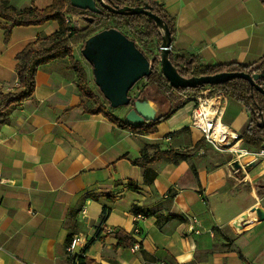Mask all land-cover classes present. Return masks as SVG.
Returning <instances> with one entry per match:
<instances>
[{"label":"crops","instance_id":"1","mask_svg":"<svg viewBox=\"0 0 264 264\" xmlns=\"http://www.w3.org/2000/svg\"><path fill=\"white\" fill-rule=\"evenodd\" d=\"M5 1L18 9L53 2ZM148 1L175 20L171 54L194 56L205 65L251 64L264 56V0ZM58 29L55 20L15 26L6 39L0 27V92L18 90V53ZM73 49L94 91L92 66L75 44ZM69 64L64 57L39 65L33 95L0 125V264H79L67 250L70 235L84 238L76 248H85L84 264H264V158L244 155L241 169L234 170V153L215 148L191 126L200 91L155 132H134L84 111L86 99ZM130 108L111 111L128 122ZM249 118L241 102L227 98L222 122L232 132L240 135ZM198 142L178 163L151 164L157 172L152 184L144 182L143 167L132 163L144 152L186 150ZM238 145L245 146L242 136ZM255 206L259 217L251 215ZM134 207L149 214L136 220ZM192 216L199 219L198 232ZM100 227L124 231L139 247L120 246L105 230L96 238Z\"/></svg>","mask_w":264,"mask_h":264},{"label":"trees","instance_id":"2","mask_svg":"<svg viewBox=\"0 0 264 264\" xmlns=\"http://www.w3.org/2000/svg\"><path fill=\"white\" fill-rule=\"evenodd\" d=\"M145 0H104L105 3L112 6H137L143 5ZM153 13L162 18L163 22L168 26L172 40L176 32L175 20L171 17L161 5L149 2ZM72 10H77L70 4V0H53L52 4L43 8H23L18 9L5 0H0V17L6 22L0 23V27L5 30L6 39H9L12 28L15 26H30L40 25L50 20H55L59 23L58 31L46 37H39L36 41L29 43L16 59V74L19 81V87L16 91L7 93L0 92V125L9 121V115L12 109L26 99L30 98L35 90V73L39 65L49 62L55 58L69 57L70 68L74 69L78 74V88L81 96L86 99L82 101V106L86 113L103 114L112 122L121 127L128 128L134 132L153 133L156 131L157 124L168 118L175 110L180 108L185 100L183 95L189 97L197 94L206 86L213 88L212 92H223L227 97L234 98L241 102L249 113V121L242 128L240 135L245 141V148L253 149V151L264 148V95L258 91L249 81L242 78H235L220 84L203 85L196 87L174 88L162 72L153 69L152 73L141 79L131 92L138 88V94L135 98H147L150 102H158L160 109L159 116L154 121H146L140 124H132L117 118L111 111V106L103 97L94 93L91 89L87 73L84 70L81 62L74 57L73 45L81 43V48L93 34L108 28H115L124 33L128 38L132 39L137 47L140 44L146 48L155 43L160 46L162 42V32L155 22L144 14H118L103 9L101 13H91L92 16H82L85 19L92 17V20H87L88 25L85 28L71 27L65 21V15ZM138 42L140 44H138ZM141 51H144L143 48ZM172 64L178 73L185 77H195L202 75H212L221 72H246L258 73L264 67V56L258 61L251 64L230 63L227 65H205L198 61L194 56L174 55L169 56ZM154 68L158 66V58L154 56ZM141 83V85H140ZM257 83L264 89V78L257 80ZM190 99V98H189ZM110 104V103H109ZM198 142L193 148L180 150L171 148L169 150L158 149L153 155L143 153L139 159L133 160L132 163L140 165L144 169V182L152 184L157 176V172L151 167L155 161L164 159L167 162L178 163L184 160L188 153L199 148ZM128 185L135 188L133 181H129ZM98 197V195H95ZM107 208L104 209L102 215V223L107 216ZM135 213H149L134 207ZM73 214V213H71ZM102 228L100 227L96 238L100 237ZM118 240V245L130 247L136 243V240L122 230L107 232ZM72 235L68 237L70 241ZM85 254V248H83ZM85 255L78 258L79 264H84ZM74 262V261H73Z\"/></svg>","mask_w":264,"mask_h":264},{"label":"water","instance_id":"3","mask_svg":"<svg viewBox=\"0 0 264 264\" xmlns=\"http://www.w3.org/2000/svg\"><path fill=\"white\" fill-rule=\"evenodd\" d=\"M137 6H112L104 0H70V4L77 8L99 14L103 9L118 14H144L150 17L162 32L160 53L157 56L163 76L174 88L196 87L211 84H220L235 78H242L250 82L264 95V89L257 80L264 78V67L258 73L221 72L212 75H202L190 78L181 76L169 56L172 53V37L168 26L162 18L152 12L147 1ZM93 18H86L92 20ZM81 53L85 60L91 64L95 84L99 87L104 98L109 101L112 108L129 105L126 120L132 124L154 121L158 118V110L147 98L130 96V91L144 77L149 76L154 69V59H149L136 43L124 33L115 28L101 30L88 38ZM234 170H240L238 160L231 163ZM264 218V208H260ZM249 213H244L245 219Z\"/></svg>","mask_w":264,"mask_h":264},{"label":"built area","instance_id":"4","mask_svg":"<svg viewBox=\"0 0 264 264\" xmlns=\"http://www.w3.org/2000/svg\"><path fill=\"white\" fill-rule=\"evenodd\" d=\"M66 23L71 27H77L76 21L78 18L69 12L65 15ZM155 70L161 71L158 65ZM213 88L211 86H206L200 90V95L194 98L195 106L191 114V126L199 129L205 136L206 140L212 144L217 149L226 148L230 152L234 153L236 160L239 161L240 157L244 155L253 154L255 157L264 158V148H260L256 151H250L245 147L238 146V142L241 141V136L235 132H232L223 122L222 114L227 102V96L223 92H212ZM185 99H189L188 95H183ZM223 123L229 131H226L223 135L222 141H217L213 137V133L218 125V123ZM145 216L140 213L135 214V219H143ZM193 224L192 230L199 231V219L196 216H192L189 219ZM102 230L106 232H111L104 227ZM84 241V238L79 235H73L68 243L67 250L70 253L73 260L78 263V258L84 255L83 249L76 250V248ZM139 245L135 243L133 245L134 249H137Z\"/></svg>","mask_w":264,"mask_h":264},{"label":"rangeland","instance_id":"5","mask_svg":"<svg viewBox=\"0 0 264 264\" xmlns=\"http://www.w3.org/2000/svg\"><path fill=\"white\" fill-rule=\"evenodd\" d=\"M145 1L148 2V0H145ZM72 14H73L74 16H76V18H78V22L76 21V25H77L78 28H80L78 25H87V24H88V21H87L84 17H82V16H92V15H90V12H89V11L82 10V9L72 10ZM138 44H140V43L138 42ZM80 47H81V43H75L76 51L82 56L83 59H85V58L83 57L82 53H81V48H80ZM142 48H143V50H144V51H143L144 54H145L148 58H151V59L154 58V56H158L159 53H160V52H159V51H160V46H158V45L156 44V42L153 43V44H151V45H149L147 48H146L144 45L140 44L139 49L142 50ZM158 65L160 66V63H158ZM91 72H93L92 69H91ZM90 82H91V85H92L94 91H95L99 96H101V97L104 98V96H103L102 92L100 91L99 87L95 84V81H94V75H93V74L91 75V80H90ZM140 85H141V83H140ZM104 99H105V98H104ZM152 104H154V106H156L158 110L160 109V105L158 104V102H152ZM209 144H210V143H209ZM238 146H239V145H238ZM209 149H212L211 146H210Z\"/></svg>","mask_w":264,"mask_h":264},{"label":"bare ground","instance_id":"6","mask_svg":"<svg viewBox=\"0 0 264 264\" xmlns=\"http://www.w3.org/2000/svg\"><path fill=\"white\" fill-rule=\"evenodd\" d=\"M226 131H229V129L221 122L218 123L214 133H213V137L215 140L217 141H222L223 140V135ZM251 215L254 217H259L258 214V207L255 206L254 208H252V210L250 211Z\"/></svg>","mask_w":264,"mask_h":264}]
</instances>
